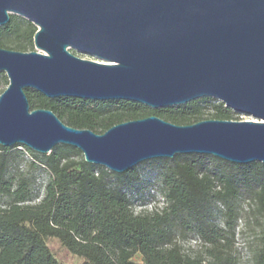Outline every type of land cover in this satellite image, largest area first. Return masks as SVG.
<instances>
[{"label": "water", "instance_id": "obj_1", "mask_svg": "<svg viewBox=\"0 0 264 264\" xmlns=\"http://www.w3.org/2000/svg\"><path fill=\"white\" fill-rule=\"evenodd\" d=\"M12 14L38 27L41 51L0 47V73L9 78L0 145L48 154L68 144L118 173L188 153L264 163V0H0V26ZM28 89L152 109L211 97L253 119L177 124L150 115L97 133L51 109L31 110Z\"/></svg>", "mask_w": 264, "mask_h": 264}, {"label": "trees", "instance_id": "obj_2", "mask_svg": "<svg viewBox=\"0 0 264 264\" xmlns=\"http://www.w3.org/2000/svg\"><path fill=\"white\" fill-rule=\"evenodd\" d=\"M37 29L12 14L0 26V47L31 50ZM26 92L32 109H51L64 123L99 133L150 115L191 124L210 105L211 118L234 120L235 114L211 97L152 109L127 100ZM40 168L49 173L43 192L36 176ZM245 193L264 213L263 162L239 164L188 153L143 161L118 173L87 162L68 144L48 154L21 144L0 145V264H62L47 243L50 237L82 257L81 264H229L237 203ZM154 202L160 206L150 207ZM219 202L226 207L225 227L215 221ZM189 235L206 243L205 255L184 252L179 241ZM258 240L254 264H264V230Z\"/></svg>", "mask_w": 264, "mask_h": 264}, {"label": "rangeland", "instance_id": "obj_3", "mask_svg": "<svg viewBox=\"0 0 264 264\" xmlns=\"http://www.w3.org/2000/svg\"><path fill=\"white\" fill-rule=\"evenodd\" d=\"M21 17V16H20ZM23 18V17H22ZM38 50L35 44L33 45V49L27 50ZM73 52L83 58L87 59H96L92 56L84 55L78 51L73 50ZM9 83V78L6 72L0 73V95L1 93L7 88ZM220 102L219 100H216ZM31 110H33L31 108ZM214 112L212 105L208 106L202 116V119H210L212 113ZM253 119L250 116H246L241 113L235 112L234 120H248ZM198 120V121H200ZM194 121L192 123H195ZM99 133V132H97ZM37 176V183L38 186L42 188L49 179V173L40 168L36 172ZM220 189V187H217ZM160 206L158 202H154L150 207ZM239 209V215L236 219V228L233 237L230 240V249L228 250V255L230 256V263L229 264H254V254L255 250L257 249V245L259 243L258 236L264 230V213L261 211H256V204L252 200L248 194H243L237 203ZM218 207L216 209L217 215L215 221L222 227H225V212L226 207L223 203L219 202ZM137 209V208H135ZM47 243L53 253L55 254L56 258L62 264H81L83 262V258L78 256L77 254L70 251L58 238L50 237L47 239ZM181 244L184 252L189 254H206V243L202 240L200 236H193L189 235L185 239H181L179 241Z\"/></svg>", "mask_w": 264, "mask_h": 264}]
</instances>
